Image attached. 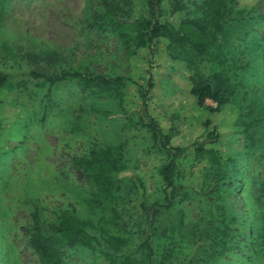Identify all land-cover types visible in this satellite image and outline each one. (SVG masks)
Listing matches in <instances>:
<instances>
[{
	"label": "rangeland",
	"instance_id": "rangeland-1",
	"mask_svg": "<svg viewBox=\"0 0 264 264\" xmlns=\"http://www.w3.org/2000/svg\"><path fill=\"white\" fill-rule=\"evenodd\" d=\"M154 8L206 32L220 23L210 64L234 86L239 110L223 138V159H178L186 196L154 216L155 264H264V0H155ZM146 10V0H0V73L24 81L8 93L21 107L22 138L13 148L0 145V264H40L29 244L32 214L41 228L70 214L93 236H142L135 185L143 186L146 203L161 201L158 168L166 156L123 108L136 95L127 86L83 90L69 76L47 79L67 70L129 76L136 21ZM140 53L146 63L148 54ZM190 73L184 60L163 65L148 100L149 114L174 143L186 139L178 105ZM3 131L1 123L0 140ZM109 147L120 161L111 175L117 188L111 198L98 197L72 157ZM62 262L109 264L80 245L63 247Z\"/></svg>",
	"mask_w": 264,
	"mask_h": 264
},
{
	"label": "trees",
	"instance_id": "trees-1",
	"mask_svg": "<svg viewBox=\"0 0 264 264\" xmlns=\"http://www.w3.org/2000/svg\"><path fill=\"white\" fill-rule=\"evenodd\" d=\"M154 1L146 0V13L136 21L137 50L129 59V76L108 77L67 70L47 80L52 83L69 76L83 90H110L127 86L136 95L138 102L127 99L123 108L129 110L131 118L147 128L154 146L166 156V161L158 168L163 198L146 203L142 200L143 186L140 183L135 185L140 200L136 208L145 217L146 223L142 236L135 242L112 234L93 236L88 232L84 220L70 214H63L56 223L41 228L38 216L32 214L34 225L29 244L40 264H63V247L77 245L98 252L109 264H155L152 243L154 216L160 209H169L186 196V191H183L185 186L177 182L184 174L182 169L178 170V159L191 154H209L220 159L226 156L223 138L233 132L239 110L232 104L234 86L220 69L210 64L209 47L215 44L221 25L216 22L206 32L195 21L177 22L161 17L156 13ZM217 16L218 13L215 18ZM140 52L148 54L146 63L139 61ZM176 60H184L192 67L188 84L185 85L186 92L178 105L185 114L186 139L181 143H174L171 131L148 112V100L156 83L155 73L163 65ZM31 74L39 76L35 72ZM23 84V80L0 73V124L4 125L0 145L7 148L15 147V143L22 138L21 107L8 100V93ZM117 156L115 150L109 147L93 149L88 156L72 157L73 165L90 182L95 196H113L117 187L111 175L120 168Z\"/></svg>",
	"mask_w": 264,
	"mask_h": 264
}]
</instances>
